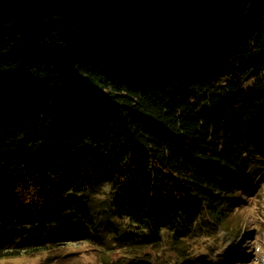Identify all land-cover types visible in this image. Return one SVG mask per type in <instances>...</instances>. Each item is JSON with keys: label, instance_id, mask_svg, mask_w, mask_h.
Wrapping results in <instances>:
<instances>
[{"label": "trees", "instance_id": "16d2710c", "mask_svg": "<svg viewBox=\"0 0 264 264\" xmlns=\"http://www.w3.org/2000/svg\"><path fill=\"white\" fill-rule=\"evenodd\" d=\"M260 185L264 0H0V257L184 255Z\"/></svg>", "mask_w": 264, "mask_h": 264}, {"label": "rangeland", "instance_id": "374dc122", "mask_svg": "<svg viewBox=\"0 0 264 264\" xmlns=\"http://www.w3.org/2000/svg\"><path fill=\"white\" fill-rule=\"evenodd\" d=\"M109 186V183L104 184L98 189V193L91 196H96L97 201L104 197L110 202ZM258 188L260 190L254 193L255 196L244 195L245 203L231 217L230 229L213 226L212 233L207 230L203 235L187 236L185 244L182 243L184 255L176 252L175 247H168L164 243L156 252H151L152 248L146 247L145 251L151 256L148 263L264 264V185ZM92 202L93 206H96V201ZM89 208L93 212L96 227L97 213L91 204ZM88 237L69 241L58 247H50L35 254L23 253L0 257V264H116V259L120 260L119 264H124L126 259L123 250L118 248L109 250L104 247L102 244L104 237L99 230L92 228Z\"/></svg>", "mask_w": 264, "mask_h": 264}]
</instances>
